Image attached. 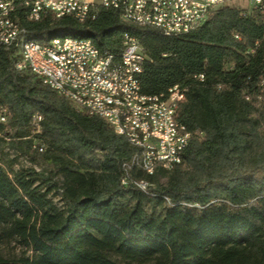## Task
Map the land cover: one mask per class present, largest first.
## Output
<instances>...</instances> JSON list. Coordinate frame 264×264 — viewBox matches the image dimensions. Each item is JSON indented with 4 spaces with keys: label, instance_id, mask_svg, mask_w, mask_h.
<instances>
[{
    "label": "trees",
    "instance_id": "trees-1",
    "mask_svg": "<svg viewBox=\"0 0 264 264\" xmlns=\"http://www.w3.org/2000/svg\"><path fill=\"white\" fill-rule=\"evenodd\" d=\"M15 1L13 18L41 45L73 37L114 52L122 34L143 37L142 91L186 89L177 119L191 138L179 165L148 175L130 166L138 149L17 70V50L0 46V264H264V0L219 7L175 38L114 10L29 21ZM5 147L46 168L12 170ZM11 243L18 252L3 254Z\"/></svg>",
    "mask_w": 264,
    "mask_h": 264
},
{
    "label": "built area",
    "instance_id": "built-area-1",
    "mask_svg": "<svg viewBox=\"0 0 264 264\" xmlns=\"http://www.w3.org/2000/svg\"><path fill=\"white\" fill-rule=\"evenodd\" d=\"M230 1L232 0H22V4L27 8L29 18L74 12L79 18L95 19L99 9L114 10L126 23L152 28L164 38H175L199 28L216 9L226 6ZM251 2L252 6H256L261 0ZM15 7V0H0V24L9 23V31L5 33L4 39H0V46L5 49L15 48L24 35L16 29L15 21H4V14L15 11ZM31 50L33 56H38V65L51 63L62 80L63 74H71L73 81L83 83L82 93H65L64 99L89 116L101 114V119L116 135V115L105 114L101 105L89 103L87 88L97 87L98 93H101V89H108V92L123 95H149L143 93L140 83V75L148 60L143 37L122 34L120 47L114 52L80 42L50 43L47 47L32 46ZM15 68L36 76L34 70L23 66V58L16 59ZM41 82L48 86L46 80ZM171 87H174V97L169 102L156 104L157 113L154 115L124 113L128 118V143L138 149L130 166H135L148 175H153L150 173V165L171 169L179 165L191 138V134L180 137V129L185 125L177 119V110L185 100L186 89H178L177 84ZM6 120V109H2L0 123H5ZM40 121V115L33 116L37 131ZM32 148L40 152L44 150L43 145H34ZM135 184L141 189L147 185L145 181H137Z\"/></svg>",
    "mask_w": 264,
    "mask_h": 264
},
{
    "label": "bare ground",
    "instance_id": "bare-ground-1",
    "mask_svg": "<svg viewBox=\"0 0 264 264\" xmlns=\"http://www.w3.org/2000/svg\"><path fill=\"white\" fill-rule=\"evenodd\" d=\"M14 11L4 14V21L16 23V29L20 33H24L22 38L19 40L15 49L17 50V58H23V66L25 68H30L34 70V74L38 76L40 80H46L48 86L52 87L65 98V93L67 94H77L82 93L83 83H76L72 80L71 74H63V80L60 78V75H57L54 71V68L51 67V63H42L38 65V56H33V51L31 50L32 46L47 47L50 43L58 42H80V43H89V45H95L91 39L83 38H73V37H57L51 39L48 43L41 45L30 41L26 37L25 30L20 27L17 21L13 18ZM70 16L76 21L82 23L85 21L94 20L93 18H79L74 12H67L61 15L50 16L54 19H60L63 17ZM42 17L29 18V21H38ZM9 31V23L0 24V39H4L5 33ZM126 34V33H125ZM6 50V49H5ZM86 97H89V103H94V105H101V110L105 114H115V128L119 136L124 137L129 141L128 133V118L124 113L134 112L137 116H147L154 115L157 113V105L163 102H169L174 97V87L168 89L165 96H147V95H123V93L117 92H108V89H101V93H98L97 87H88L86 90ZM78 110V109H77ZM79 111V110H78ZM81 112V111H80ZM92 116H97L101 118V114H92ZM190 135L187 132L185 127L180 129V137H187ZM171 171V168H166L161 165H150V173L154 174L156 170Z\"/></svg>",
    "mask_w": 264,
    "mask_h": 264
},
{
    "label": "rangeland",
    "instance_id": "rangeland-1",
    "mask_svg": "<svg viewBox=\"0 0 264 264\" xmlns=\"http://www.w3.org/2000/svg\"><path fill=\"white\" fill-rule=\"evenodd\" d=\"M226 6L235 7L242 10H248L252 7L251 0H232ZM3 160L5 164H11L12 170L19 169H28L32 168L36 171L44 170L46 167L42 163L33 162L30 158V154L25 151H19L11 148H3L2 150ZM56 181H60V177H55ZM157 183L160 185H166L167 177L162 176L157 179ZM50 199L56 204L58 207L61 206V202L58 199V196L55 194L49 195ZM1 251L5 255H9L12 253H17V247L11 243L9 245H3Z\"/></svg>",
    "mask_w": 264,
    "mask_h": 264
}]
</instances>
